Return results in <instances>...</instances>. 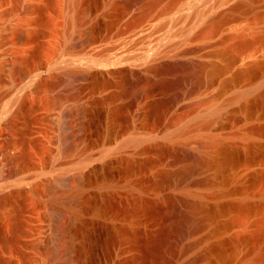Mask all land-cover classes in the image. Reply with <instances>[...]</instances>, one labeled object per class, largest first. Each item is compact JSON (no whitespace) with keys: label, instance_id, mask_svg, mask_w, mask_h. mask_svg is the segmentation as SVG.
Returning <instances> with one entry per match:
<instances>
[{"label":"rangeland","instance_id":"374dc122","mask_svg":"<svg viewBox=\"0 0 264 264\" xmlns=\"http://www.w3.org/2000/svg\"><path fill=\"white\" fill-rule=\"evenodd\" d=\"M123 1L126 2L0 0V99L5 98L0 102L3 109L0 111V264H58L61 256L69 258L65 264H89L91 242L95 254L91 263L104 264L101 246L104 214L100 206L108 205L113 211L121 201L132 202L141 188L153 187L148 184L154 171L153 144L159 141L168 148L169 168L173 174L175 172L176 185L167 192L168 216L165 225L156 227L158 239H153L154 244H160L156 245V250L160 246V251L162 244L166 264H196L190 247L203 230L193 227V217L186 210L192 198L185 190L190 189L199 176L196 168H189L196 143L207 137L237 149L240 156L235 163L226 165L228 180L224 187L228 192L218 196L216 202L228 205L246 193L255 206L246 219L233 225L228 224L229 217L240 212L229 206L220 207L217 225L221 224L222 228L219 226L216 238L226 247L223 249L220 245L223 253L219 248L216 257L220 258H215V264H245L241 259L246 254L252 258L262 252L264 256V129H252L254 125L264 128V104H259L264 101V65L251 72L246 70L256 62L264 63V0H250V10L239 9L246 12L243 15L237 9L238 12L230 13L228 20L225 18L220 24L214 21L220 27L215 28L220 30H216L218 35L214 31V37L210 34L209 39L207 25L213 22L208 20L243 0H224L225 5L223 0H186L181 4L183 7L179 5L180 9L177 6L172 13L164 11L168 14L163 9L171 0L157 1L161 4L156 5V10L151 6L154 8L157 2L150 0V6L142 8L143 0H140L132 11L147 9L152 13L151 18L137 28L132 41L128 39L125 46L121 44L109 50L104 48L110 44L93 42L84 53L68 55L74 43L89 35L99 36L107 23L115 25L118 16L127 9L128 4ZM158 13L166 14V18L160 14L158 18ZM222 22L229 24L221 25ZM160 24L163 26L159 27ZM202 25L205 29L207 26L206 31ZM214 26L209 29L213 31ZM201 29L207 35L201 33ZM242 31L247 33L246 38L251 43L237 48L236 35ZM170 43H175L174 49ZM165 47L171 51L164 49L169 51L166 53L162 50ZM114 58H123V65L131 64L138 73L123 80L108 77L111 84L100 86L101 77L92 79L91 68L106 70L101 63ZM201 60H213L218 65L216 81L209 87L193 65ZM142 62L157 66L150 69L155 74ZM60 67L74 70L72 73L69 70V76L63 68L58 72L60 75L53 74ZM31 69L34 70L31 78H25V83L21 81V84L18 78ZM84 70L89 73L84 74ZM171 78L175 79L173 83ZM39 80H43L42 84ZM37 83L41 85L38 87ZM203 98L207 99L204 109L222 106L221 113L209 123L193 113L180 116L190 104ZM145 107L153 110L149 118L137 114L143 113ZM155 107L160 110L158 114ZM131 138L136 140L133 142ZM249 142L258 146L251 159L245 157ZM183 151L188 155L182 157ZM178 176L182 178L176 183ZM107 177L118 189L112 190L115 194H111L105 204L103 183ZM149 193L145 191L146 195ZM126 194H130L128 198ZM118 196L124 199L118 200L121 199ZM224 222L230 227H224ZM194 228L199 230L196 234ZM158 231L164 232L163 236ZM243 235L249 237L248 242H236L235 239Z\"/></svg>","mask_w":264,"mask_h":264},{"label":"bare ground","instance_id":"6f19581e","mask_svg":"<svg viewBox=\"0 0 264 264\" xmlns=\"http://www.w3.org/2000/svg\"><path fill=\"white\" fill-rule=\"evenodd\" d=\"M78 1V0H76ZM140 0H126L123 1L125 3H127L126 7V11L123 13V14H120L117 18V23L114 25L111 24V23H107L103 29H102V33L97 36V37H91L90 35L87 36V37H80L82 38L80 41L74 43L72 46L69 47V51L71 52L70 54H68V52L66 53V55H71L72 57V54H77L79 52H82L84 53V50L87 49L88 46L92 45L93 42L94 43H97V42H104L103 45L107 43V45L110 44V46H105L104 50H109V49H114L116 47L119 48V46L121 44H123L122 46H125L124 44L127 43V40L128 41H132L131 38H133L136 34V30L139 26H141L143 23H146L150 18H151V11L145 9L143 11H140V12H133L132 9L135 7V5L139 2ZM145 0L141 1L142 2V6L140 7H148L147 4L150 6V4L148 2H150V0L144 2ZM155 4V2L159 1V0H152ZM162 1V0H160ZM186 0H171L167 6L165 7V9H163V12L164 11H167L168 13H172V11L174 12L176 10V7L181 5V4H184ZM226 1V0H225ZM224 0L222 1L223 4L225 2ZM230 0H227V2H229ZM233 2V0H231ZM239 1V0H238ZM250 0H243V1H239L237 3H235L234 5L232 4V6H230L229 8H225L222 9L221 11L217 12L212 18L211 16H209L211 19L208 20L213 22L212 25L208 24V30H209V37L207 39L210 38V34L212 35V37H214V33L216 32L217 35H218V30L220 29H216L218 26V24H214V21L217 23L219 22L220 24V21L223 20L227 17H230V13L234 10L235 12L237 11H240L243 15V13H246V12H242L244 11L243 9H247L248 8V3H249ZM259 1V0H257ZM256 1V2H257ZM262 1V0H261ZM139 2V3H141ZM164 2V0L162 1ZM221 2V3H222ZM225 2V4L227 3ZM235 2V1H234ZM260 2V1H259ZM139 3L137 5H139ZM144 3V4H143ZM152 3V2H150ZM158 4H155L154 5V8L151 6L152 9H157L155 8L156 5H159L161 4V2H157ZM190 3V2H189ZM197 3V2H196ZM217 3V2H216ZM215 3V4H216ZM218 3H220L218 1ZM220 3V5H221ZM187 4V3H186ZM223 4L221 6H223ZM224 4V5H225ZM252 4V6H251ZM249 5V7L251 6V8L255 5V1H254V5L253 3H251ZM152 5V4H151ZM191 6V5H190ZM189 6V7H190ZM213 6V5H212ZM217 6V5H215ZM214 6V7H215ZM86 7V6H85ZM140 7H138L139 9H141ZM144 7V8H145ZM158 7V6H157ZM181 7H183V5H181ZM187 7V6H185ZM188 7V8H189ZM219 7V6H218ZM175 8V9H174ZM180 9V6L178 7ZM212 8V7H211ZM174 9V10H173ZM185 9V8H184ZM239 9H242L239 10ZM206 10V9H205ZM212 10V9H211ZM248 10H250L248 8ZM247 10V11H248ZM109 11V10H108ZM107 11V12H108ZM111 11V10H110ZM136 11V10H135ZM162 10H160L161 12ZM214 11V10H213ZM237 11V12H238ZM154 12V11H153ZM167 12H164V13H167ZM207 12V11H206ZM209 12V11H208ZM162 13V12H161ZM167 13V14H168ZM213 13V12H212ZM160 13H158L157 15H159ZM182 14V13H181ZM206 14V13H205ZM204 14V16H205ZM161 15V14H160ZM160 15L158 16V18L160 17ZM166 14H163L161 16H165ZM170 15V14H169ZM203 16V18H205ZM233 16V15H231ZM235 16V15H234ZM240 16V15H239ZM155 20L157 18L154 17ZM162 18V17H161ZM166 17H164L165 19ZM181 18V17H180ZM202 18V19H203ZM233 19V17H231ZM236 18H238L236 16ZM85 19V18H84ZM89 19V18H88ZM229 19V18H228ZM227 19V20H228ZM235 19V18H234ZM80 20H83L82 18ZM79 20V21H80ZM160 21L162 19H159ZM152 21V20H151ZM207 21V20H206ZM235 21V20H234ZM82 22V21H81ZM229 22V21H228ZM233 22V20H232ZM80 23V22H79ZM201 23V22H200ZM207 23V22H206ZM231 23V22H229ZM229 23H225V22H222L221 25H224V24H229ZM78 24V23H77ZM81 24V23H80ZM165 24V23H164ZM202 24V23H201ZM85 25V22L84 24ZM200 25V24H199ZM197 24V26H199ZM206 25V24H204ZM215 25V26H214ZM220 25V26H221ZM89 26V25H88ZM160 26H163L162 24L159 25ZM196 26V25H195ZM203 26V25H202ZM207 26H206V29H207ZM209 26H214V30L212 31V29L210 28L209 29ZM82 27V25H81ZM80 27V28H81ZM219 27V26H218ZM224 27V26H223ZM195 28V27H194ZM202 28V27H201ZM220 28V27H219ZM203 29H205V27L203 26ZM206 29L204 31H206ZM90 30V29H89ZM217 30V31H216ZM250 30V29H248ZM185 31V30H184ZM198 31V30H196ZM212 31V32H211ZM215 31V32H214ZM183 32V31H182ZM200 33V28H199V31ZM243 32V31H242ZM201 33H204L201 29ZM213 33V34H212ZM194 34V33H193ZM198 34V33H197ZM196 34V35H197ZM204 34H202L204 36ZM238 34V33H237ZM247 34L246 32H243L242 34L239 33L238 35H236L238 37V40H237V43L235 45V47L237 48H240V47H245L247 45H249L251 43L250 40H248L246 38V35ZM195 35V36H196ZM198 35H201V34H198ZM207 35V32L206 34ZM214 35V36H213ZM234 35V34H233ZM245 35V36H244ZM133 36V37H132ZM191 36H193L191 34ZM190 36V37H191ZM203 36H201L203 38ZM189 37V36H188ZM197 37V36H196ZM196 37H194L196 39ZM200 37V38H201ZM192 39V38H191ZM194 39V40H195ZM197 39H199L197 37ZM190 40V38L188 39ZM193 40V39H192ZM77 41V40H76ZM73 43V42H72ZM211 44H213L212 42H210ZM209 43V45H210ZM175 44V43H174ZM172 45L171 43L169 45L173 46V49H174V46L175 45ZM178 44V43H177ZM102 45V44H101ZM168 45V46H169ZM214 45V44H213ZM213 45H210V46H213ZM100 46V45H98ZM121 46V47H122ZM166 46V47H168ZM163 48L162 50L164 49H167V48ZM178 47V46H176ZM175 47V49H176ZM172 49V48H171ZM211 49V48H210ZM161 50V51H162ZM169 50V49H167ZM167 50H164L166 53H168L169 51ZM211 51V50H210ZM213 51V50H212ZM211 51V52H212ZM157 52H160V50H158ZM156 52V53H157ZM209 52V51H208ZM209 52V53H211ZM215 53V52H214ZM213 53V54H214ZM161 54V52H160ZM207 54V53H206ZM215 55V54H214ZM78 56V55H77ZM163 56H166L163 55ZM207 56V55H206ZM66 57V56H65ZM84 57V56H83ZM204 57V55H203ZM210 57V55L208 56ZM208 57H204V58H208ZM212 57V55H211ZM216 57V56H215ZM67 58V57H66ZM85 58V57H84ZM160 58H164V57H160ZM69 59V58H68ZM71 59V58H70ZM75 59V58H73ZM149 59V58H148ZM155 59V58H154ZM157 59V58H156ZM159 59V57H158ZM63 59H61L62 61ZM67 60V59H65ZM125 61L127 59H124ZM147 60V59H146ZM69 61V60H68ZM84 61V59L82 60ZM124 61V62H125ZM144 61V60H142ZM152 61V60H151ZM149 61V62H151ZM154 61V60H153ZM215 61V59H214ZM213 60H209V61H195L194 62V68L197 69L200 73H201V78H203V81H204V84L206 86H210L212 85L215 81H216V73H217V70H218V65H216V62H214ZM70 62V61H69ZM76 62V61H75ZM81 62V61H80ZM128 62V61H126ZM147 62V61H146ZM145 64L147 65V69L150 71V69H153L155 65H148V64ZM163 62V61H162ZM161 62V65H163ZM66 63V61H65ZM79 63V62H78ZM133 63V62H132ZM74 64V63H73ZM87 64V63H86ZM102 67L106 68V70H102L99 69V68H94L92 66L91 68V65L89 66L91 68V71H90V75H91V78L92 79H96L98 80L97 78L98 77H101V80H99V85L100 86H108L109 85V82L111 84V81H110V78L111 76H115V78L117 79L118 77L119 78H123L125 79L126 77L128 76H131L133 75L135 72H137L134 67L132 66L131 67V64L128 66V63L126 66H124L123 64V58H114V59H108L106 60L105 62L101 63ZM218 64V63H217ZM256 65H253L251 67H247V71L251 72L253 71L254 69L256 68H259V67H262L264 65V63L262 62H256L255 63ZM75 65V64H74ZM80 65V63H79ZM83 65H84V62H83ZM123 65V66H122ZM137 67H139L137 64H135ZM140 65H142L140 63ZM157 65H160L159 63ZM77 66V65H76ZM82 66V64H81ZM78 67V66H77ZM88 67V66H87ZM136 67V68H137ZM157 67V66H156ZM155 67V68H156ZM192 67V68H193ZM63 68V67H62ZM61 67L59 68V70H57V73H53V74H59L58 73L60 71V69H62ZM67 68V67H65ZM67 73L69 72V70H71L70 72L72 73L75 68H67V70H65ZM81 68V67H80ZM140 68V67H139ZM138 68V69H139ZM143 68V67H142ZM141 68V69H142ZM145 68V69H146ZM154 68V69H155ZM161 68V66L159 67V69ZM58 69V68H57ZM83 69V68H82ZM86 69V67L84 68ZM89 69V68H88ZM146 69V71H147ZM157 69V68H156ZM158 69V70H159ZM36 70V69H35ZM81 70V69H80ZM157 70V71H158ZM244 70V71H246ZM77 71V70H75ZM74 71V72H75ZM85 71V70H84ZM148 71V72H149ZM34 72V70H30L29 73L27 71L26 75H23L21 77H19L18 79L20 80L19 82L21 83V81L24 82V79L27 78V77H30V75ZM86 72V71H85ZM151 72V71H150ZM156 72V71H155ZM39 73V72H38ZM62 73V72H61ZM71 73H68L67 75L69 76ZM80 73V72H79ZM89 73L88 70L86 73L84 74H87ZM138 73V72H137ZM151 73H154V72H151ZM77 74H78V71H77ZM77 74L75 72V75H76V78H77ZM136 74V73H135ZM134 74V75H135ZM155 74V73H154ZM34 75V74H33ZM38 75V74H37ZM52 75V74H51ZM63 75V73H62ZM74 75V74H73ZM89 75V74H88ZM133 75V76H134ZM147 75V74H145ZM176 75V74H175ZM53 76V75H52ZM64 76V75H63ZM55 77H58V75H56ZM54 77V78H55ZM110 77V78H108ZM147 77H149L147 75ZM146 77V78H147ZM31 78V77H30ZM33 78V77H32ZM71 78V76L69 77ZM74 79V77H72ZM75 78V79H76ZM80 79V77H78ZM131 78V77H130ZM87 79V78H86ZM122 79V80H123ZM173 79L174 78H171L172 80V83H173ZM26 80V79H25ZM52 80V79H51ZM113 80V79H111ZM175 80V79H174ZM17 81V79H16ZM28 81V80H27ZM26 81V82H27ZM41 81V80H39ZM43 81V80H42ZM42 81L40 82L42 84ZM121 81V80H120ZM17 83V84H20V83ZM22 82V83H23ZM95 81H93L94 83ZM98 82V81H96ZM21 83V84H22ZM25 83V82H24ZM38 84V85H37ZM36 85L39 87L41 84L37 83ZM97 84V85H98ZM19 85H17L18 87ZM24 88V87H23ZM21 88V90L23 89ZM21 90H18V91H21ZM145 91V90H144ZM10 93V92H9ZM8 93V94H9ZM17 94V93H16ZM147 94V93H146ZM4 95V93H3ZM6 95H7V92H6ZM246 95V94H244ZM16 95H13L12 97H15ZM237 96H241L240 94H238ZM6 97V96H4ZM3 97V98H4ZM145 97V96H144ZM143 97V99H144ZM148 98V96H146ZM2 98V99H3ZM5 99V98H4ZM0 99V102L4 101ZM14 99V98H13ZM15 100V99H14ZM14 100H12L14 102ZM207 100V99H206ZM204 98L199 101V102H196V103H192V105L187 109L186 112H183L182 114H180V116L182 115H185V114H194V115H197V116H203V118H206V123H209L213 118H215L216 116H218L220 113H221V110H222V106H217V107H210V108H205L204 109V103L205 101ZM10 100V103L12 102ZM12 102V103H13ZM140 102H143V100H141ZM146 104V103H145ZM144 104V105H145ZM259 104H264V101H259ZM7 105V104H6ZM147 105V104H146ZM145 105V106H146ZM150 105V104H148ZM6 108V107H5ZM4 108V109H5ZM157 107H155L156 109ZM1 109V108H0ZM8 110L10 108H7ZM7 109H6V112H7ZM144 109V106L142 108V110ZM153 109V108H152ZM3 109H1L0 111H2ZM141 110V109H140ZM157 110V109H156ZM159 110V109H158ZM158 110H157V114H158ZM160 111V110H159ZM162 111V110H161ZM163 112V111H162ZM169 113V112H168ZM133 114V113H132ZM139 114V117L140 115L143 114V116L145 118H149L150 116H152L153 114V110H151L150 108H146L145 107V110L143 111V113H137ZM159 114H163V113H160ZM156 115V114H155ZM178 115V113L176 114ZM163 116V115H162ZM165 116V115H164ZM173 116V114H172ZM134 117H138V116H135ZM138 117V118H139ZM142 117V116H141ZM129 118V116H128ZM153 118V117H151ZM150 118V119H151ZM158 118V117H157ZM163 118V117H162ZM131 119V118H130ZM149 119V120H150ZM159 119V118H158ZM157 119V120H158ZM161 119V117H160ZM143 120H146V119H143ZM148 120V119H147ZM146 120V121H147ZM162 120V119H161ZM8 121V120H7ZM136 121V120H135ZM145 121V122H146ZM151 121V120H150ZM160 121V120H159ZM143 122V121H142ZM144 123V122H143ZM149 123V121H148ZM132 124H130L131 126ZM146 125V128L149 129V126L147 127L148 124H145ZM144 125V127H145ZM157 128H160L157 126ZM131 129V128H130ZM253 130H256V131H261L263 130L264 128L261 127V126H258V125H254L252 127ZM113 130L112 128L110 129V131ZM157 130V129H156ZM163 129H161V132ZM109 131V129H108ZM150 131V130H149ZM112 132V131H111ZM149 133V132H148ZM162 134V133H161ZM160 134V136H161ZM157 136V135H156ZM160 136L158 138H160ZM157 138V139H158ZM162 139V138H161ZM131 141H135L136 139L135 138H131L130 139ZM156 140V139H155ZM159 141V140H158ZM157 142V141H156ZM155 145V146H154ZM153 148H154V151H155V157L152 159V167L154 168V171H153V174H152V183H151V180L148 184H153L151 187V189H145L144 188H141L143 185H138L141 190L139 191V194H135L136 198L133 199L132 202L128 203L127 204H124L126 202V200H124V203L121 201L120 204H116L117 207L115 210H110L108 208V205L105 206V207H102L103 205L101 204L100 208H102L100 212H103V218H104V222L102 224V230H103V238H102V250H103V257H104V264H111L112 261L113 263L112 264H166V260H165V255L163 253H161L162 250H164L165 252V249L163 248L162 244H161V251L160 249L157 248L156 250V245H160V244H154V240H157L155 235L158 234L156 233L157 229L159 227H161L162 225H165L164 223H166V217L168 216L166 214V211H167V207L170 203V201L168 200V194L167 192L169 191V189L171 187H173L175 184V178H174V175H175V172L173 174V172H171L170 168H169V161H168V156H167V152H168V148L166 147L165 143L162 142V141H159L158 143H155L153 144ZM258 149V146L254 143H247V146H246V153H245V157L247 159H251L252 158V155L254 154V152ZM184 152V151H183ZM183 152H182V155H183ZM186 152V151H185ZM184 152V155L182 157H185V155L188 153L185 154ZM192 154V153H191ZM240 154V153H239ZM186 155V156H187ZM191 155H189L190 157ZM192 158L191 160L194 162H192V164H190L192 167H189L191 168L192 170L194 168H196V170L199 171V176H198V179L196 181V183L190 188V189H187L185 190V194L188 195L189 197L192 198V202L191 204L186 208V210L188 211V215L190 213V217H193V220H190L192 222H194L195 228H198V229H201V231L203 230L202 234L200 235V237H195L194 240L192 241L193 244H191L190 246V249H192L194 251V259L199 261L200 264H215V258L216 257V254L219 252V248H220V245H224L222 244L219 240L217 241V233H219L218 231L222 228L220 225V229L218 230L219 226L217 225L218 223V218H217V215L219 214V212L221 211L220 210V207L224 206V208L226 206H229V208H233V209H237L240 213L238 215H234V216H230L229 219H228V224H236V223H239L241 221H243L244 219H246V216L249 214V212L255 207L253 206V204L251 203L248 195L246 193H243L242 196L234 201V202H229L228 205H220L221 203H217L216 202V199L218 196H221V195H224L228 192L227 189H225V184L227 183V176L225 175V169H226V165L228 164H231V163H235L236 160H238V158L240 157L238 155V152H237V149L235 148H229L227 147L223 142L221 141H218L216 139H213L211 137H207L205 139H202L200 141H198L196 143V149L194 150V153L192 154ZM107 164V163H106ZM110 165V164H109ZM107 167H110L108 165H106ZM109 169V168H108ZM188 170V169H186ZM195 170V169H194ZM108 173V171H107ZM177 174V173H176ZM178 174H181V173H178ZM177 174V175H178ZM106 176V175H105ZM108 176H110V174L108 173ZM182 176V175H180ZM178 176L176 178V183L179 182V180L183 177H180ZM176 177V176H175ZM108 178V177H107ZM105 178V182L103 183V187L105 189V193H104V199H105V204L110 201V196H113L111 194H115V192L113 193L112 190H115L117 187L116 185H114L112 182H110V179L108 178ZM180 178V179H179ZM131 184V183H129ZM136 184V183H134ZM142 184V183H141ZM144 184V183H143ZM133 185V184H132ZM127 186V185H126ZM135 187L137 188V186L135 185ZM122 188V187H121ZM130 188V187H129ZM80 189V188H79ZM118 189V188H117ZM133 190V189H132ZM135 190V189H134ZM149 190V194H145V191ZM82 191V190H81ZM118 191V190H117ZM137 191V192H138ZM77 192H80L78 191L77 189ZM132 193H134L132 191ZM140 193L142 194L140 196ZM147 193V192H146ZM130 195V194H128ZM128 195H124V196H127L128 198ZM133 198H134V194H132ZM132 196H130V198L132 199ZM147 196V197H146ZM119 197V196H118ZM121 198V196L119 197ZM124 199V198H123ZM122 198L121 199H118V200H123ZM131 199H129L131 201ZM119 203V201L117 202ZM223 208V207H222ZM223 208V209H224ZM220 210V211H219ZM192 215V216H191ZM219 216V215H218ZM189 217V216H188ZM227 219V218H226ZM190 221V222H191ZM225 223V222H224ZM193 224V223H190V225ZM227 223L224 224V227H226L228 225ZM226 225V226H225ZM197 226V227H196ZM158 227V228H156ZM228 227H230L228 225ZM227 227V228H228ZM192 229V230H196V229ZM193 231V232H194ZM199 230H196L195 231V234L198 232ZM159 232V231H158ZM161 232V231H160ZM159 232V235H161L162 233ZM163 232V231H162ZM164 234V232H163ZM162 234V236H163ZM194 235V233H192ZM158 235V236H159ZM161 236V237H162ZM165 236V235H164ZM161 237L159 238V242H160V239ZM219 237V236H218ZM230 238V237H229ZM228 239V238H227ZM235 239V237H234ZM233 237H232V241H235L236 242H241V243H244V242H248L247 240L249 239V237H245L244 235L243 236H240V238L238 237V239H235L234 240ZM163 240L162 239V243H163ZM226 239H224L225 241ZM231 241V239H229ZM223 241V240H222ZM229 241V242H230ZM156 243V241H155ZM231 243V242H230ZM235 242H232V244H234ZM229 245V244H228ZM189 247V246H188ZM187 247V248H188ZM226 247L223 246L222 248L224 249ZM220 253H223V250L220 248ZM89 258H90V263L89 264H92L91 262L93 261V257H94V249H93V242H91V247H90V250H89ZM157 251H160V254H157ZM159 253V252H158ZM219 254V253H218ZM220 258V256L218 257ZM264 256L262 255V252H259L257 253V255H255L254 257L252 258H249L248 255L246 254L245 256L242 257L241 261L242 263L244 262L245 264H260V262H262ZM68 257H64V256H61L59 258V262L58 264H65L67 261H68ZM194 260V261H195ZM219 260V259H218ZM197 261L196 264H197ZM217 261V260H216ZM218 262V261H217ZM263 263V262H262ZM261 263V264H262ZM264 264V263H263Z\"/></svg>","mask_w":264,"mask_h":264}]
</instances>
